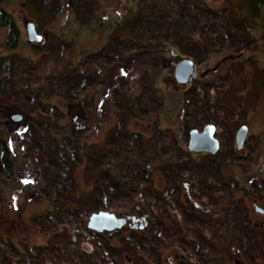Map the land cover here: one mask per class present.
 Instances as JSON below:
<instances>
[{"label": "rangeland", "instance_id": "rangeland-1", "mask_svg": "<svg viewBox=\"0 0 264 264\" xmlns=\"http://www.w3.org/2000/svg\"><path fill=\"white\" fill-rule=\"evenodd\" d=\"M26 1L31 7L27 4L26 6L20 5ZM30 1L3 0L1 4L5 5L6 11L12 15L19 30V42L15 48L8 47L6 45L8 27L0 26V60L8 57L11 61L9 65L13 63L15 66L8 67L15 73L10 81H6L5 86L7 87L0 89V130L3 132L5 141L9 142L13 155L20 161L19 164L24 162V157L16 129L23 124L24 119L15 121L14 125L11 124L8 128L7 123L10 116L19 115L23 108L30 110L31 105L38 104L48 109L49 113L45 114L53 115L49 120L52 123H54V115H58L57 119L55 118L58 128L54 129L58 133L65 127L70 126L71 128L73 122L75 128L79 120L75 112L76 110L78 112L80 108L76 107L75 103L70 105V102L65 101L59 95L56 89L61 86V81L57 82V80L65 73V68L69 70L68 65L73 64L70 71L72 73H75L78 67L81 68L80 59L85 56L92 55L93 68L99 65V61L95 63L100 60V54L111 52V49L109 51L105 49L111 34L110 25L116 20H121L120 23H122L123 19L129 16V10L135 2V0H72V4L68 7L66 1L59 0L58 7L38 12V9L33 7L37 0ZM74 3L76 16L79 15V11L81 14L79 15L81 16L80 22L76 16L73 22L74 18L72 13L70 14ZM147 6H151L148 16L145 17L147 32L142 35V31H139L141 34L133 40L130 39V43H135L138 47L149 48L152 40H148L149 42L146 40L149 39L150 26L155 31L151 38L154 40L152 48L160 46L161 41L168 45L162 56L163 68L155 70L149 66L148 69L145 67L139 69L138 74L141 76L144 71L145 78H140L139 82L137 77V83L133 81L135 78H131L132 80L123 81L122 85L120 81L117 86L113 84L110 95L106 98L102 96V90L98 87L92 106L100 105L101 113L97 115L91 113L94 118L92 122L97 123L95 142L102 144L112 135L113 138L110 139L111 152L114 153V162L110 164L112 171L121 167L124 161L126 165L134 164L135 170L140 169L139 175L149 176L154 187L163 189L166 182L165 175L161 171H154L153 164L148 166L147 161L140 160L139 156H145L142 155L145 151L154 152L166 158H171L173 155L181 157V152L185 154L188 136L184 129L187 124L183 118L184 115H187L186 119L194 123L197 128L208 123L221 125V131L216 133L221 149L216 155H190L192 161L195 159L199 161L198 167L202 175L198 186L205 192L208 200L218 199L219 202H223L227 193L233 192L231 202L226 204L225 200L223 206L219 207L218 217L210 215L211 212L208 215L211 227L210 241L217 251V258L223 264H264V215L255 210L256 206L264 209V31L261 19H249V27L248 23L244 28L241 26L234 12L237 9H239L237 13L247 12L246 0H154ZM68 8L70 9L67 10ZM123 13H126L125 16ZM38 14H41V17ZM176 15L182 16V19L184 17L190 19V24L185 30H182L180 25L178 26L177 20H172ZM168 17H170L169 21L163 23ZM27 21L35 22L39 30L47 31L45 35L53 44L45 40L39 45L40 47H29L25 29ZM159 24L166 28L161 30ZM247 27L249 29H246ZM244 33H247L245 38ZM245 39L246 41L253 39L254 42L247 41V43ZM246 46L248 48H245ZM170 49L181 58L173 56ZM129 50L124 51L123 54L128 56L133 49ZM44 51L49 56L44 54ZM231 53L239 54V58L225 62L216 73L205 77L203 81L198 80V73L209 70ZM180 59H189L194 64L196 76L190 80L189 86L175 80L173 72L175 65L172 67L169 64L170 61L176 63ZM171 77L174 83L170 82ZM101 80H98L96 75L91 79L95 85ZM129 90L134 93L135 102L126 104L128 99L123 95L126 96ZM182 90L187 95V99L180 108V104L175 101L177 100L175 96L178 91L181 93ZM38 96L43 97V100L35 103L33 100ZM53 104L55 107L52 106ZM38 108L37 106L35 109ZM26 117H28L26 119L28 123L39 119L36 115L27 114ZM48 119L49 117L44 120L46 123L43 122V124L39 121L38 124L37 122L31 123L29 130L26 125L23 130V134L27 133L23 136L24 140L35 142V146L38 145L34 148L38 161L40 158L46 161V150L53 136L44 129L48 125ZM7 128L9 132L5 131ZM38 128H43L41 133ZM92 128L91 123L90 133H92ZM238 128L246 130L239 148L234 140ZM123 132L129 135L125 140V137H121ZM136 135L146 141V150L141 153L133 147L138 141L134 138ZM61 137L60 134L57 135L59 142ZM230 142L233 144L231 149L226 147ZM55 154H52L51 158H55ZM71 156L73 155L56 157L60 167L64 166V169L69 170L66 175L61 169L58 172L55 170L56 173L51 179L52 183L60 178V176L57 177L61 172L64 175V182L69 186L73 184L68 180V175L72 170L68 166H74V178L78 171L75 170V154ZM148 157L151 160L153 158L154 165L159 168L154 156ZM165 157L162 161L166 159ZM25 163L28 179L38 182L45 179L40 172L42 169L34 168L33 164L28 161ZM227 174L232 178L224 179L223 177ZM166 176L168 179V175ZM227 182L230 185H226ZM237 183L241 185L239 188L245 186L244 189L250 194L247 191L238 193L235 189ZM2 189L3 187L0 186V227L11 229L7 237L21 242L22 245H28L31 250L35 246H45L48 234L35 228L36 220H33L37 218L33 217V214L46 205L45 194L34 191L28 192L29 196L26 197L24 191H19L14 201L11 199L16 194L13 189ZM181 192L184 202H188L189 195H194L196 198L192 183L189 193L188 190L185 191L183 185ZM260 195L262 198H259ZM196 200L197 204H204L200 198ZM134 201L142 200L136 197ZM5 209L11 210V213L6 214ZM212 210L213 208L210 209ZM224 213L229 214L228 221H225ZM117 216H135L142 221L135 223L129 221L130 225L126 224L120 229L101 232L102 236L108 238L114 246H119L118 237L126 234L130 228L145 230L144 216L129 214ZM140 225L143 227L140 228ZM0 233L7 235L5 232L0 231ZM8 243L10 242L1 244V263L23 264L18 260L20 256L18 250ZM55 248L58 249L57 257L64 264L75 262V251L66 239L61 236L57 237ZM45 249H43L44 253ZM181 256L183 254L175 248L164 249L161 252V264H179ZM34 259L33 263L42 264L46 258L44 255H38L32 260Z\"/></svg>", "mask_w": 264, "mask_h": 264}, {"label": "trees", "instance_id": "trees-1", "mask_svg": "<svg viewBox=\"0 0 264 264\" xmlns=\"http://www.w3.org/2000/svg\"><path fill=\"white\" fill-rule=\"evenodd\" d=\"M2 1L0 0V26L8 27L6 45L10 48H15L17 46L16 38L18 29L12 15L6 11L5 5H1ZM64 1L68 4V7L73 2L72 0H62V2ZM58 2L59 0H37L34 3L36 5L33 7L40 12L47 8L50 10V8L55 6L58 7ZM153 2L154 0H135L133 2L134 6L129 10V16L125 19L124 27L123 21L122 23H120L121 20L114 21L110 37L105 47L107 51L111 49V52H102L100 54V60H97L95 63L97 64L99 61V65L93 68L92 55L85 56L80 59L82 67L75 69V73L70 72L73 68V64H70L68 65L69 70L65 68V73L58 78L57 82L61 81V86H58V89H56L59 95L65 101L70 102V105L75 103V106L80 108L78 112L77 110L75 112L76 118L78 117L79 119L75 124V128L73 122L71 123V128L70 126L68 128L65 127L60 129V133H58L57 130H54L58 128L57 121L55 120L58 115H54V123H52L49 120L50 116L52 117L53 115L45 114L49 113L48 109L38 104L31 105L30 110L25 109V116L27 114L30 116L36 115L39 118L35 121L37 124L38 121L41 124L43 122L46 123L44 120L49 117L48 125L44 129L53 136L46 150V161H43V158H40L38 161L34 153V148H37L38 145L35 146V142H32V144L23 138L27 134L25 131L26 134H23V126L27 125L29 130L31 129L29 128L31 123H35L34 121H31V123L23 122L25 124H22L16 129L20 140L21 152L24 157V162L21 164H19L20 161L13 155L9 142L5 141L3 132L0 130V186L3 187L2 190L8 188L13 189L16 194L11 199L14 201H16V196L19 191H24L26 197L29 196L28 192L32 193L34 191H39V194H45L47 197L46 205L43 208L41 207L39 212L33 214V217H37L33 219L36 220L35 228L41 232L45 231L48 234V240L44 244L45 246H35L31 250L28 248V245L23 244L24 247L21 242L7 237L11 229L4 226L0 227V231L7 234L4 236V234L0 233V247L1 244L10 242L8 244L15 246L18 250L20 254L18 260L21 263L35 264L33 263L35 259L32 260L33 257L44 255L46 259L43 260L42 264H64L57 257L58 249L55 248L57 237L61 236L71 244L75 251V262L66 264H161V252L167 248H175L183 254L181 256L182 259H179V264H223L217 258V251L210 241L211 227L208 215L211 212L212 214L210 215L218 217L219 207L223 206L222 204L225 200L226 204L231 202L232 192L227 193L226 199L223 202H219L218 199L216 201L208 200L205 192L198 186V181L202 175L200 167H198L199 161L197 159L192 161L187 151L185 154L181 152V157L173 155L171 158H166L154 152L150 153L149 151H145L146 141L140 136L136 135L134 137L138 141L133 147H136L138 153L139 151L140 153L145 151L142 154L145 156H139L140 160L147 161L148 166H152L153 164L154 171H161L165 175L166 182L164 188L157 189L152 185L149 176L139 175L140 172L138 173V171L140 169L138 171L135 170L134 164H129V166L124 161L121 167L113 170L114 172L112 171V166L110 165L112 161L114 162V153L111 152L110 140L113 138L112 135L102 144L95 142L97 123L92 122L94 121L93 114H100L101 107L100 105L93 107L92 101L95 99V92L98 87L102 90V96L106 98L110 95L109 93L113 84L117 86L120 81V85H122L123 81H128V79L132 80L131 78H135L133 81L137 83V77L139 78V82L140 78H145L146 75H143L145 73L144 71H142L141 76L138 74L139 69L143 67L148 69L149 66L155 68V70L163 68L162 56L164 50L168 48V45L161 41L160 46L152 48L154 40L151 38H153L152 35L155 34V31L150 26L149 39L146 40L147 42L152 40L149 48L144 46L138 47L137 44L130 43V39L133 40L141 34L139 31H142V35L146 34L145 17L148 16L151 10V6L147 5ZM246 2L248 5L246 14L243 12L237 13L236 11L239 9L234 12L238 16L241 26L244 28L248 23L249 27V19L256 20L260 18L262 30L264 31V0H246ZM30 3L33 2L30 1ZM26 4L31 7L27 1L20 3L22 6H26ZM71 13L72 11L70 10ZM40 15L39 17H41ZM169 18L165 19L163 23H167ZM173 19L177 20L176 22L178 26L180 25L183 28L182 30H185L190 24V19L188 20L186 17L182 19L180 15H176ZM248 27L246 29H249ZM141 28L142 30H140ZM159 28L162 30L166 27L159 24ZM246 34L244 33V38ZM253 39L247 41L253 43ZM247 41L245 39V42ZM247 46L245 48H248ZM127 49L133 50L128 56H125L123 52ZM237 58H239V54L234 55V53L223 57L212 68H209V70L198 73V80L201 79L203 81L205 77L216 73L225 62ZM9 60L10 58L8 57L0 60L1 90L7 83L6 81H10L12 75L15 73L8 68L9 66L10 68L14 66L13 63L9 65L11 62ZM169 73L171 75V71ZM95 75L98 80L102 79L96 85L91 81ZM170 82L174 83L172 77L170 78ZM129 92L130 90L126 96L123 95V97L128 99L126 104L135 102L134 93ZM186 96L184 90L181 93L180 91L177 92L175 96L177 100L175 101L180 104H178L180 108L186 102ZM41 99L43 100V97L40 98L38 96L33 101L36 103ZM37 106L39 108L35 109ZM52 106L55 107L54 104ZM195 108L196 105L194 106V110ZM182 111L181 114L183 115ZM187 117V115H184L183 118H185L184 120L188 128L196 126L194 123H190L191 121L188 122ZM91 123L93 124L92 133L89 132ZM7 124L8 128L11 124L12 126L14 125L9 120ZM8 128L5 131L9 132ZM38 129L40 133L43 130V128ZM58 134L62 136L60 142L59 138H57ZM121 135V137H125L124 140L129 137L125 132ZM52 154L56 155L55 158H51ZM70 154L73 156L75 154V170L78 171L75 173L74 178V166H68L72 169L68 175V180L73 184L69 186L68 183H65L64 175L61 172H59L57 177L59 178L60 176V178L52 183L51 179L56 171L58 172L61 169L66 175L69 170L64 169V166L60 167V164L56 161V157H68ZM151 155L154 156L157 164H159V168H156L154 165L153 158L151 160L148 157ZM163 157L166 158L164 161H162ZM26 161L33 164L32 166L34 168L42 169L40 172L45 177L43 181L38 182L28 179ZM62 164L64 165V163ZM166 175H168V179ZM223 178L230 179L232 177L227 174ZM183 181L185 183L189 182V184L192 183L196 192L195 197L197 199H203L204 204H201L202 206L199 205L200 210L196 209L193 204L183 201L181 192L182 185L184 184ZM225 184L230 185L228 182ZM136 197L142 201H134ZM212 208L213 210L210 211ZM5 210L6 214L11 213V210ZM100 210H107L116 215L129 214L144 216L146 220L145 230L140 231L135 228H130L126 234L118 237L119 246H114L101 233L95 232L87 227L86 223L89 215ZM228 216L229 214L224 213L225 221H228ZM23 223L29 224L26 221H23ZM43 249H45V253ZM0 264H2L1 260Z\"/></svg>", "mask_w": 264, "mask_h": 264}, {"label": "water", "instance_id": "water-1", "mask_svg": "<svg viewBox=\"0 0 264 264\" xmlns=\"http://www.w3.org/2000/svg\"><path fill=\"white\" fill-rule=\"evenodd\" d=\"M27 37L29 42H40L41 35L35 30L34 23L27 22L25 24ZM171 50V54H172ZM174 78L179 83H186L195 78L196 71L192 61L189 59H181L173 68ZM214 127L210 124L204 126L201 132L191 130L189 132V141L187 149L191 152L206 151L214 154L218 149V142L213 137ZM242 138V135H241ZM128 221L135 223L142 221L135 216H117L112 212L100 210L92 213L87 221V227L95 232H112L122 228ZM143 225H140L142 228Z\"/></svg>", "mask_w": 264, "mask_h": 264}, {"label": "flooded vegetation", "instance_id": "flooded-vegetation-1", "mask_svg": "<svg viewBox=\"0 0 264 264\" xmlns=\"http://www.w3.org/2000/svg\"><path fill=\"white\" fill-rule=\"evenodd\" d=\"M81 10V9H80ZM79 11V10H78ZM77 11V12H78ZM78 14L79 15H81L80 14V11L78 12ZM126 14V13H125ZM125 14L123 13V16H125ZM76 16V13H75V3L73 4V8H72V16H73V18H74V20H73V22H75V16H76V18H77V20L80 22V18H81V16ZM126 18V17H125ZM125 18L123 19V27H124V22H125ZM97 19V18H96ZM98 20H101V19H98ZM97 20V21H98ZM104 21V20H103ZM28 22V21H27ZM26 22V23H27ZM32 23H34V26H35V30H36V32L38 33V34H40L41 35V41L40 42H38V43H36V42H29L28 41V43H29V47H31V48H37V47H40L39 45H41L45 40H47L50 44H53V42L52 41H50V38L48 39V36L47 35H45L46 34V32L47 31H45V32H43V31H41V30H39L38 28H37V26H36V23L35 22H33L32 21ZM99 23H100V21H99ZM112 28H113V24L112 25H110V27H109V30L111 31L112 30ZM25 29H26V27H25ZM18 33H17V38H16V44H18V40H19V30L17 31ZM172 54H173V56H178L179 58H181L177 53H175V51H173L172 50ZM44 54H46L47 56H49L48 55V53L46 52V51H44ZM181 60V59H180ZM174 61H170L169 62V64L173 67L174 65H176V63L178 62H174ZM174 68V67H173ZM175 82V81H174ZM184 84H187V86H189L190 85V80L188 81V82H186V83H184ZM19 96V95H18ZM24 112V113H23ZM25 108H23L22 109V113H20L19 115H16V116H10V120L9 121H11L12 123H15V121H20V120H22V119H24V122L25 123H28V121L26 120V119H28V117H26L25 115ZM189 122H190V120H189ZM25 123H23V124H25ZM208 124H210V125H212L213 127H214V132H213V137L217 140V142H218V149H217V151L214 153V154H211V153H209V152H206V151H202V152H191V151H189L188 149H187V145H186V150H187V152L190 154V155H193V154H195V155H199V154H202V155H205V156H213V155H216L219 151H220V149H221V146H220V141H219V139L216 137V133H218V131H221V129H222V126L221 125H218V124H212V123H208ZM208 124H204L201 128H197L196 126H194V127H191V128H188V125L186 124L184 127V129H186V131H187V136H188V141H189V132L191 131V130H197V131H199V132H201L202 131V129L204 128V126H206V125H208ZM23 127H25V126H23ZM245 132H246V130L245 129H240V128H238V130L236 131V134H235V136H234V140H235V142H236V144L238 145V147L237 148H239V144L241 143V140H243V137H244V135H245ZM241 135H242V138H241ZM233 142V141H232ZM232 142H230L229 143V145H226V147L227 148H229V149H231L232 148ZM188 144V143H187ZM231 147V148H230ZM240 184V183H239ZM241 185H238V183H237V187L235 188L236 190H237V192L239 193V191L240 192H246L247 190H245L244 189V187L245 186H243L242 188H239ZM250 186V185H249ZM189 187H190V184H189V182L187 183H184L183 184V188L185 189V191L187 192V190H188V193H189ZM194 189V188H193ZM236 190H235V192H236ZM194 191H195V189H194ZM234 192V193H235ZM233 193V192H232ZM247 193L248 194H250V192H248L247 191ZM195 194V196H196V192L194 193ZM250 197H252V196H250ZM243 197H241V199H242ZM259 198H262L261 197V195L259 196ZM203 199H201V202H203L202 201ZM243 200V199H242ZM255 200H257V198H255ZM257 201H255V203H256ZM188 203H190V204H193V206H195L196 207V209H198V210H200V204L198 203L197 204V200H196V198H194V195L193 196H191V195H189L188 196ZM202 204V203H201ZM202 209V208H201ZM255 210H256V212L257 213H260V214H262V215H264V209H262V208H260V207H258V206H256V208H255ZM126 224H129L130 225V222L128 221ZM125 224V225H126ZM132 226H135V224H132Z\"/></svg>", "mask_w": 264, "mask_h": 264}]
</instances>
